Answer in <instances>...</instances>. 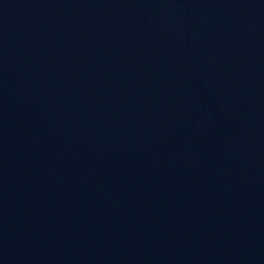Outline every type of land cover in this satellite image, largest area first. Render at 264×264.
Here are the masks:
<instances>
[{
    "label": "water",
    "instance_id": "obj_1",
    "mask_svg": "<svg viewBox=\"0 0 264 264\" xmlns=\"http://www.w3.org/2000/svg\"><path fill=\"white\" fill-rule=\"evenodd\" d=\"M0 264H264V0H0Z\"/></svg>",
    "mask_w": 264,
    "mask_h": 264
}]
</instances>
